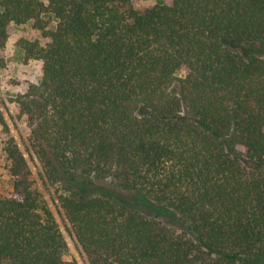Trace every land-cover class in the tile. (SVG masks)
Masks as SVG:
<instances>
[{
	"label": "trees",
	"instance_id": "obj_1",
	"mask_svg": "<svg viewBox=\"0 0 264 264\" xmlns=\"http://www.w3.org/2000/svg\"><path fill=\"white\" fill-rule=\"evenodd\" d=\"M41 77L13 100L87 264H264V0H0ZM0 264H78L0 107Z\"/></svg>",
	"mask_w": 264,
	"mask_h": 264
},
{
	"label": "rangeland",
	"instance_id": "obj_2",
	"mask_svg": "<svg viewBox=\"0 0 264 264\" xmlns=\"http://www.w3.org/2000/svg\"><path fill=\"white\" fill-rule=\"evenodd\" d=\"M159 1L160 0H133L135 7L139 10L151 8L159 3ZM8 32L9 39L3 52V57L6 60V68L0 71V107L12 131V135L15 137L20 149L30 163L37 187L50 205L59 227L68 242V260H75L78 264H87L85 258L76 246L74 238L68 232L62 216L59 214L57 203L54 201L51 191L43 185L38 176L39 166L37 162L27 153L26 145L21 134L23 121H19L15 118L14 104L10 102L16 95L25 91L28 83H37L41 77L42 64L33 61L25 63L21 52L17 48V43L21 38L36 39L38 33L34 31L30 25L22 27L11 25ZM6 188H8V177L4 169H2L0 171V194H2Z\"/></svg>",
	"mask_w": 264,
	"mask_h": 264
}]
</instances>
